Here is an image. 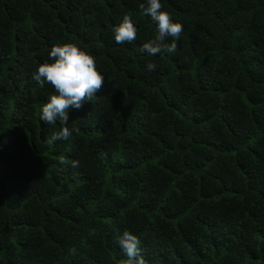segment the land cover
I'll return each instance as SVG.
<instances>
[{
  "label": "trees",
  "instance_id": "16d2710c",
  "mask_svg": "<svg viewBox=\"0 0 264 264\" xmlns=\"http://www.w3.org/2000/svg\"><path fill=\"white\" fill-rule=\"evenodd\" d=\"M161 3L183 32L149 55L147 0H0V264H121L125 230L149 264H264V0ZM67 42L104 85L46 124L32 75Z\"/></svg>",
  "mask_w": 264,
  "mask_h": 264
},
{
  "label": "clouds",
  "instance_id": "9594fccd",
  "mask_svg": "<svg viewBox=\"0 0 264 264\" xmlns=\"http://www.w3.org/2000/svg\"><path fill=\"white\" fill-rule=\"evenodd\" d=\"M140 8L158 25V35L144 43L141 52L156 55L162 52L175 53L177 43L183 32V25L174 21L170 12L163 9L161 0H147ZM132 12L124 15L122 22L114 29L117 44L132 43L137 38L138 29L132 20ZM171 37V43L166 38ZM51 63L45 61L40 64L32 79L38 82L41 88L45 81L53 86L57 94L50 96L44 103L41 120L46 124H55L57 120L64 125L68 124L69 109H80L86 101H91L104 85L105 75L98 70L96 58L87 50L82 49L74 42H67L51 48L49 53ZM157 65L149 62L147 69L154 71ZM71 130L65 126L58 133H53L46 139L48 144L57 140H67ZM64 161L61 160V163ZM79 162L73 161L72 167H78ZM127 259L121 264H149L142 254L141 240L137 235L125 230L116 237Z\"/></svg>",
  "mask_w": 264,
  "mask_h": 264
}]
</instances>
